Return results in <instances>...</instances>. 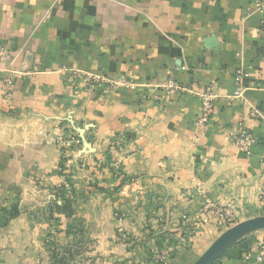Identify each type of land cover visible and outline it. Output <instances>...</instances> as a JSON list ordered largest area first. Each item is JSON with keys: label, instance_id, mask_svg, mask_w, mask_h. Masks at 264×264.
Returning <instances> with one entry per match:
<instances>
[{"label": "crops", "instance_id": "crops-1", "mask_svg": "<svg viewBox=\"0 0 264 264\" xmlns=\"http://www.w3.org/2000/svg\"><path fill=\"white\" fill-rule=\"evenodd\" d=\"M260 1L0 0V207L19 209L0 228V264H46L44 242L70 221L53 208L62 190L71 219L85 221L69 242L85 236L83 264H151L166 237L179 244L167 264L190 263L222 232L202 214L205 198L236 223L264 216ZM74 69L129 85L82 89ZM239 70L244 100L233 96ZM170 79L193 93L168 96ZM207 85L217 99L199 127ZM241 126L256 139L249 154L232 143ZM256 234L214 264H257Z\"/></svg>", "mask_w": 264, "mask_h": 264}, {"label": "built area", "instance_id": "built-area-1", "mask_svg": "<svg viewBox=\"0 0 264 264\" xmlns=\"http://www.w3.org/2000/svg\"><path fill=\"white\" fill-rule=\"evenodd\" d=\"M256 10L264 13V0L256 4ZM260 30L264 32V16L260 22ZM7 55V49L0 44V59ZM72 78L75 84H80L82 89H95L98 86L104 88V92H114L119 87L129 85V80L125 76H119L117 78H108L102 74H93L90 72H83L81 70L74 69L72 71ZM244 73L242 70L236 72L234 77V98L244 100V86H243ZM4 89L3 97L6 100H10L12 97L13 78L6 77L3 79ZM164 92L168 96H178L183 94L193 93L189 87L182 85L175 80H167L163 84ZM200 101V111L196 120L197 126H206L211 120L214 114V103L217 99V90L213 85H207L199 92L196 93ZM159 99V98H157ZM250 116L259 117L261 113L258 109L252 108L250 110ZM65 143V140H61ZM233 145L241 152L249 154L251 147L256 143L254 135L245 127L241 126L236 134L232 138ZM259 199L264 203V187L259 192ZM212 215L213 219L217 222L218 226L222 228V232L227 228L236 224L237 216L233 212L230 206L219 207L216 206L211 200L205 198L204 206L202 208V214L208 213ZM203 217V222L207 223L210 219L209 216ZM117 224L121 223L122 218H116ZM221 232V233H222ZM179 244H175L171 238L166 237L162 248L156 251L152 258L151 264H167V261L173 255L178 248ZM246 259L249 258V254L246 255ZM256 262L257 264H264V241H259L256 245Z\"/></svg>", "mask_w": 264, "mask_h": 264}, {"label": "rangeland", "instance_id": "rangeland-1", "mask_svg": "<svg viewBox=\"0 0 264 264\" xmlns=\"http://www.w3.org/2000/svg\"><path fill=\"white\" fill-rule=\"evenodd\" d=\"M65 196L67 198H72L70 194H65ZM69 220L71 221V219H69ZM84 222L85 221H81V219L77 218V216H76V223H74L76 225L66 224L64 227V230H63V231H65L64 235L60 239L58 237H55V235H52V236L48 235L50 238H49V240H47V243L44 242V244H45L44 245V252L43 253L41 252V254H39L38 260L40 261V258L43 256L42 258L45 257V259H46V264H83V260L81 257L84 255L85 251H87L83 248L84 247V239L83 238H85V236L83 235L82 238H80L76 241H73V243H69V242H71V240H70V238L72 237L71 232L73 230H78V227L83 230V228L85 227ZM71 225L75 226V229L70 231L68 226H71ZM67 233H70L68 237H66ZM259 235H261V234H256V235L252 234L251 239L254 236H259ZM260 240L264 241V237L262 239H256L253 241L254 243H252V244L255 248H256V245H258V242ZM196 258L188 264H192L196 260ZM59 260H62V261L60 262Z\"/></svg>", "mask_w": 264, "mask_h": 264}, {"label": "water", "instance_id": "water-1", "mask_svg": "<svg viewBox=\"0 0 264 264\" xmlns=\"http://www.w3.org/2000/svg\"><path fill=\"white\" fill-rule=\"evenodd\" d=\"M79 134L82 144H86L82 134ZM262 231H264V216H257L238 222L223 231L192 264H214L239 241Z\"/></svg>", "mask_w": 264, "mask_h": 264}, {"label": "trees", "instance_id": "trees-1", "mask_svg": "<svg viewBox=\"0 0 264 264\" xmlns=\"http://www.w3.org/2000/svg\"><path fill=\"white\" fill-rule=\"evenodd\" d=\"M59 174L61 176H66L64 174V165L63 163H61L60 165V172ZM73 192V191H71ZM59 198L61 199V201L63 202L61 206H58L56 204L53 205V208L58 212V213H62L64 214L67 218L71 219V216L73 214V208H72V205H71V198H67L65 196V192L64 190H62L60 193H59ZM19 214V209H18V204L15 202V203H12L8 206H5V207H0V228L6 226V224L8 223L9 220L17 217ZM76 223V220L75 219H71V221L68 223L69 225L70 224H73V225H76L74 224ZM68 226V228L71 230L75 229V226ZM76 231V232H75ZM81 232L82 233V229L78 227V230H73L71 233L74 235ZM70 234V233H68ZM51 236V235H49ZM249 242V241H248ZM247 241H242L240 242L239 244H237V246L239 245H242L243 247H245V249H247L248 247V243ZM60 262L62 260H59Z\"/></svg>", "mask_w": 264, "mask_h": 264}]
</instances>
